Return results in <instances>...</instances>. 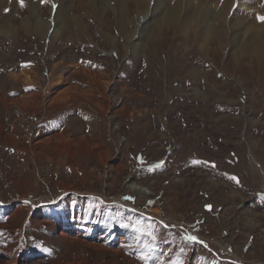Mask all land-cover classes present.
<instances>
[{
    "label": "rangeland",
    "instance_id": "374dc122",
    "mask_svg": "<svg viewBox=\"0 0 264 264\" xmlns=\"http://www.w3.org/2000/svg\"><path fill=\"white\" fill-rule=\"evenodd\" d=\"M237 1L264 27V0ZM98 25L83 0H0V264H264V73L244 38L191 35L146 65Z\"/></svg>",
    "mask_w": 264,
    "mask_h": 264
},
{
    "label": "bare ground",
    "instance_id": "6f19581e",
    "mask_svg": "<svg viewBox=\"0 0 264 264\" xmlns=\"http://www.w3.org/2000/svg\"><path fill=\"white\" fill-rule=\"evenodd\" d=\"M83 1L88 5V8L90 10L94 11L97 14V19L99 21L98 31L103 32L107 40L109 42H112L113 50L109 51L115 50L116 52H118V49L120 51L121 48L120 46H118V40L123 38L125 55L127 54L128 57L131 58L139 57L138 53L141 52V56L143 57V59L145 58V63L146 65H148L150 63H148V56L145 50H147V52H154L156 51V47H166V50L168 49L169 51L171 49L170 52H172V55L176 57L177 52H174L175 50H173V47L175 45H185L187 48L191 47L189 44L191 35H195L197 39L201 40L208 39V37L215 35L217 46L221 48L223 47L224 42L234 43L243 37V40L245 41L244 45L246 47V51H248L250 57H252L249 59V69H254V71L261 70L260 73H264V27H259L256 22L253 21L247 23L243 19V17H241V9H243L244 11H250L253 8L252 6L246 5L243 2L237 1L238 8L236 11H234L233 15H231L230 9L234 4V0H224V2L222 0V3H214L211 2V0ZM66 16L68 20L67 31L72 32L77 25H73L72 16L68 13V10H66ZM111 18L112 20H110ZM113 27L118 30V32L120 33L119 37L121 38H119L118 36L116 37L113 34ZM163 27H165L164 29L166 30H163ZM84 28L86 27L84 26ZM47 29H49L48 24L42 23L41 21H39L38 25L35 27L36 33H39L43 36H45V34L47 33ZM162 30L163 33L161 35L160 32H162ZM155 31H157V35ZM185 32L186 34L183 36L185 37L184 42L177 41L176 35ZM146 36H150L152 38L151 42H154L155 39H157L155 43L158 46L150 43L145 44L144 38ZM241 56L243 55L241 54L239 47H237L234 54V62L237 64L240 63ZM118 57L120 59L119 54ZM113 61H115V59H113ZM156 61L160 71H167V68L162 67L161 63L159 65V60L156 59ZM167 63H169L168 65L172 72H178L179 69H175L177 68V64L175 62L171 60L169 62L167 60ZM251 73L252 75H254L257 72ZM142 76H145V78L147 79L155 78L151 76V71L149 70L145 72L143 71ZM156 90H161L165 94H168V91L165 92L166 90H162L160 87H156ZM127 187L131 192L141 194L142 196H147L148 194H150V189L146 185L131 182ZM100 196L102 199L104 198L103 201L105 202H123L121 196H117L113 200L105 199V197H103L104 195ZM45 201H48V199L39 198L37 199V202L31 201V206L33 208H36L37 204H39L40 202L43 204ZM126 206L132 209H137L139 212H144V214H147L145 213L147 211H144L138 207L132 206L130 204H126ZM148 212L157 214L159 211L153 209L148 210ZM228 256L229 259L240 261L231 253Z\"/></svg>",
    "mask_w": 264,
    "mask_h": 264
},
{
    "label": "snow or ice",
    "instance_id": "6c2138e0",
    "mask_svg": "<svg viewBox=\"0 0 264 264\" xmlns=\"http://www.w3.org/2000/svg\"><path fill=\"white\" fill-rule=\"evenodd\" d=\"M18 2L21 4V6H23V0H18ZM261 19L264 20V18H261ZM233 179H235V178H233ZM237 182H238V181H237ZM209 208H210V206H209ZM121 226H122V227H128V225H121ZM137 231H139V229H137ZM148 234H149V235H152V233H148ZM152 238L155 239L154 236H153ZM188 239H189V240H192V241L197 240V238H196L195 236H189ZM175 264H182V262H181V261H176Z\"/></svg>",
    "mask_w": 264,
    "mask_h": 264
}]
</instances>
